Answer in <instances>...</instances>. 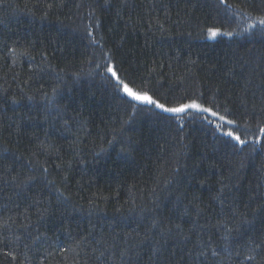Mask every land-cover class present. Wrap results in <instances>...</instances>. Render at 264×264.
<instances>
[{"label": "trees", "instance_id": "1", "mask_svg": "<svg viewBox=\"0 0 264 264\" xmlns=\"http://www.w3.org/2000/svg\"><path fill=\"white\" fill-rule=\"evenodd\" d=\"M261 18L264 0H0V264H260ZM109 64L236 123L133 108Z\"/></svg>", "mask_w": 264, "mask_h": 264}, {"label": "snow or ice", "instance_id": "2", "mask_svg": "<svg viewBox=\"0 0 264 264\" xmlns=\"http://www.w3.org/2000/svg\"><path fill=\"white\" fill-rule=\"evenodd\" d=\"M221 2H223V0H221ZM258 23L260 25H264V18H261ZM208 32V37L209 38H215L220 34L223 35H228L231 36L233 35L232 32H226V33H221L219 29H215V28H208L207 29ZM89 35L91 36V32H89ZM106 72L109 73L111 75V78L114 79L116 81V89L123 93V96L126 98V102L129 103L133 108H137V107H145V106H149V110H151V107H154L156 109H159L161 112L164 113H170L173 115L178 116V114L184 113L187 110L191 109L194 110L196 112H210L211 109L210 108H206L203 107L201 104H199L196 100H192L191 102L188 103H183L177 107H166L165 104L161 103L158 99L154 98L153 95H150L148 91L146 90H136L134 89L132 86H130L129 83L125 82L123 79H121L118 75L117 72L114 70V67L109 64L108 67L106 68ZM31 99V98H29ZM211 115L212 116H217V112L215 111H211ZM219 119L221 121H225L226 117L223 115L219 116ZM213 123H215L213 121ZM226 123L228 125H233L236 123V121L234 120H226ZM216 130L220 131L221 129V125L216 124L215 125ZM259 132L260 133H264V126H261L259 128ZM221 136L223 137H228L230 138L232 141H235V144H233V147L235 148L237 145L241 146V150H242V146L245 145L247 143V141L245 139H242L240 135L236 134L235 132H233L232 130H228V131H221ZM35 177H28L27 180L25 181V183H27V181H31L34 180ZM179 203V201L177 202ZM260 211H264V209H256L254 210V212L256 213V215H259ZM223 214V213H221ZM235 222V217H233L231 220L228 221V223H233ZM220 224L224 225V230H225V234L223 236V240L225 242L229 241L230 237H233V231L234 229L232 228H228L227 223H225V221H219ZM240 224H247L249 229L253 228V221H249L246 220L243 217V214H240V220H239ZM153 224H156V221H153ZM175 230L177 231V233H179L180 230V225H175ZM172 228H169L168 231L165 233L163 230L161 231V235H163L165 238L171 237L172 235ZM260 232L262 234V239L257 241L255 239H249L246 242V246L248 247L249 250H251L252 252L255 253L256 256H260V264H264V255H261L262 252H264V226L261 227ZM241 234L239 232L236 233V236H240ZM233 239H235V237H233ZM225 251H230V248L225 247L224 249ZM216 253L213 252V255H215ZM201 255H203V253H201ZM255 258V256H247L246 259H248L249 261L253 260Z\"/></svg>", "mask_w": 264, "mask_h": 264}, {"label": "rangeland", "instance_id": "3", "mask_svg": "<svg viewBox=\"0 0 264 264\" xmlns=\"http://www.w3.org/2000/svg\"><path fill=\"white\" fill-rule=\"evenodd\" d=\"M204 107V106H203ZM200 114H202L203 116H205L207 119H209V120H211V121H215V123H217V124H219V125H221L223 128H225V129H229L230 127V125H228L227 123H226V120H228V119H226L225 121H221L220 119H219V115H217V116H212L211 115V111L210 112H207V113H205V112H199ZM226 131H228V130H226Z\"/></svg>", "mask_w": 264, "mask_h": 264}]
</instances>
